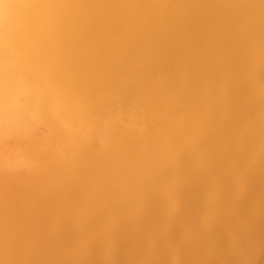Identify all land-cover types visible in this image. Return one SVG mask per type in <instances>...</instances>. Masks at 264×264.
I'll use <instances>...</instances> for the list:
<instances>
[{
    "label": "bare ground",
    "instance_id": "bare-ground-1",
    "mask_svg": "<svg viewBox=\"0 0 264 264\" xmlns=\"http://www.w3.org/2000/svg\"><path fill=\"white\" fill-rule=\"evenodd\" d=\"M0 264H264V0H0Z\"/></svg>",
    "mask_w": 264,
    "mask_h": 264
}]
</instances>
